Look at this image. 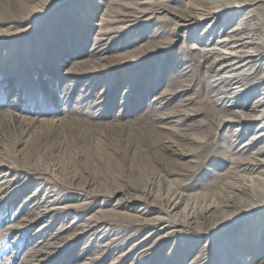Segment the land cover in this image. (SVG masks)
I'll return each mask as SVG.
<instances>
[{"label": "rangeland", "instance_id": "obj_1", "mask_svg": "<svg viewBox=\"0 0 264 264\" xmlns=\"http://www.w3.org/2000/svg\"><path fill=\"white\" fill-rule=\"evenodd\" d=\"M24 1L32 6L22 4ZM47 1L0 0V264H113L120 256H125L120 264H130L158 237L141 245L153 231L129 230L113 210L131 187L143 188L141 178L148 173L131 160L134 145L130 144L127 133L131 126L127 123L121 130L116 127L119 122L136 118L147 106L142 102L124 112L127 104L122 106L121 102L125 83L141 66L123 69L120 89L108 93L111 82L107 78L115 74L102 77L79 72L84 62L90 60L91 39L96 34L94 24L99 22L105 0H94L88 7L83 4L85 0H78L87 9H73L68 3L61 9L42 10L41 5ZM86 10H89L87 14L95 15L76 21L78 13ZM28 11L40 12L27 20ZM169 20H149L124 34L112 44L109 57L115 61L121 53L134 54L161 30L165 32ZM238 21L237 18L223 25L221 34ZM85 25L87 28L81 33ZM25 29L33 32L24 34ZM219 31L220 28L216 33ZM186 37L190 40L188 34ZM209 37L213 41L218 39V34ZM176 42L168 53L150 59L145 65L146 75L150 73L151 63L156 64L155 80L160 68L169 71L164 79L177 69L169 61L161 62L163 57L182 58L179 50L187 41L176 37ZM187 65L178 66V71H185ZM263 90L264 80L252 89L255 97L242 99L244 107L258 104L264 97ZM155 97L151 95L152 100ZM156 105L159 103L155 102ZM250 137L251 133L245 130L243 142L247 143ZM260 145L257 142L253 147ZM103 149L107 156L102 154ZM139 209L137 204L135 210ZM101 217L108 222H95L96 227L84 232L88 221ZM253 226L256 232L263 231L264 219ZM257 236L255 245L253 241L246 243L243 252L233 248V236L221 239L218 263L222 257L225 260L236 257L239 259H232L231 264H260L264 253H260V236ZM208 238L200 239L194 256L205 248ZM123 239L127 240L121 244ZM189 240L196 239L187 235L170 238L148 264H190L192 259L182 263L185 253H175ZM247 245L252 247L251 251ZM202 261L207 263L208 258Z\"/></svg>", "mask_w": 264, "mask_h": 264}, {"label": "bare ground", "instance_id": "obj_2", "mask_svg": "<svg viewBox=\"0 0 264 264\" xmlns=\"http://www.w3.org/2000/svg\"><path fill=\"white\" fill-rule=\"evenodd\" d=\"M68 3L73 9H87L83 4H94V0L83 4L78 0H49L41 9H61ZM22 4L32 6L28 1ZM102 4L104 10L94 24L90 60L79 72L102 77L115 74L107 78L111 82L109 93L120 89L123 69L141 66L125 83L121 102L122 106L127 104L124 112L147 103L136 118L116 124L120 130L127 123L131 126L127 132L134 145L131 160L148 173L142 175L143 188L131 187L128 195L118 198L114 213L129 230L153 231L141 245L149 244L158 235L156 242L147 245L130 264H148L166 241L182 235L196 239L175 251L185 253L182 263L189 259L190 264L234 263L232 259L239 258L222 257L218 263L220 240L228 235L233 236L231 243L235 240L233 248L243 252L246 243L253 241L255 245L259 234L260 253H264V229L253 230L255 222L264 219V97L258 104L249 103V108L242 104L245 97H255L252 89L264 80V0H105ZM87 11L79 12L76 21L95 15ZM38 12L28 11L25 18H33ZM237 18V24L221 34L223 25ZM153 19L169 20L168 29L161 30L134 54L121 53L115 61L109 57L115 41ZM86 28H81V33ZM25 30L24 34L33 32ZM213 34H218V39L212 41L209 36ZM176 37L187 41L179 50L182 58L163 57L161 62L169 61L177 69L164 79L169 71L160 68L155 80L156 64L151 63L146 75L145 65L152 57L176 46ZM187 63L185 71H178V66ZM151 95L156 96L154 100ZM155 102L159 105L155 106ZM245 130L251 133L247 143L243 142ZM257 142L261 145L254 148ZM102 154L107 156L105 149ZM137 204L139 210H135ZM95 222L108 221L105 217L88 221L84 232L96 227ZM205 236L209 237L205 248L194 256L197 243ZM126 240H120L121 244ZM124 257L113 264H120ZM204 258H208L207 263L202 261Z\"/></svg>", "mask_w": 264, "mask_h": 264}]
</instances>
